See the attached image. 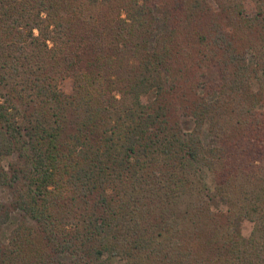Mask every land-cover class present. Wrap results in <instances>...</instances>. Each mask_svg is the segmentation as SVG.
I'll use <instances>...</instances> for the list:
<instances>
[{
  "label": "trees",
  "instance_id": "16d2710c",
  "mask_svg": "<svg viewBox=\"0 0 264 264\" xmlns=\"http://www.w3.org/2000/svg\"><path fill=\"white\" fill-rule=\"evenodd\" d=\"M0 190V264H264V0H0Z\"/></svg>",
  "mask_w": 264,
  "mask_h": 264
},
{
  "label": "rangeland",
  "instance_id": "374dc122",
  "mask_svg": "<svg viewBox=\"0 0 264 264\" xmlns=\"http://www.w3.org/2000/svg\"><path fill=\"white\" fill-rule=\"evenodd\" d=\"M157 33L158 35L159 31L163 30V21L161 19V16L157 15ZM250 60H252L251 54H249ZM74 87V78L72 76H66L65 78H62L59 81V88L61 91L65 93H72ZM155 93L150 92L146 95H143L142 99L143 101L149 102L154 100L155 98ZM192 121L190 119H184V127L186 128H191ZM8 198V194L2 190H0V199L1 200H6ZM212 208L215 211H226L228 206H227V200L222 197V196H215L213 200L211 201ZM22 213L20 211H14L11 213V219L9 223L4 227V229L0 232L1 238L6 239L8 232L19 222V220L22 218ZM233 227L238 232L241 234L243 237L247 238L253 228V223L243 217H238L235 218L233 222ZM72 264V263H71Z\"/></svg>",
  "mask_w": 264,
  "mask_h": 264
}]
</instances>
